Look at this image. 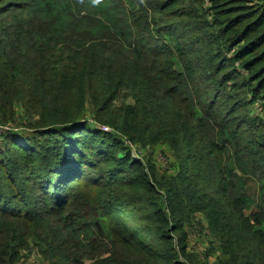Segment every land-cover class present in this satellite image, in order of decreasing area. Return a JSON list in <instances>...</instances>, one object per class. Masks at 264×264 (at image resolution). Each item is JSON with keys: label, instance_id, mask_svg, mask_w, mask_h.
<instances>
[{"label": "trees", "instance_id": "trees-1", "mask_svg": "<svg viewBox=\"0 0 264 264\" xmlns=\"http://www.w3.org/2000/svg\"><path fill=\"white\" fill-rule=\"evenodd\" d=\"M242 2L211 0L209 20L202 0H0V120L18 116L16 103L35 114L33 133L0 135L12 144L0 147V264L32 235L51 264H264V120L234 119L227 105L263 95L264 67H253L264 48L232 68L264 45V34L249 39L264 0L236 13ZM190 75L213 88L193 91ZM241 75L221 98L219 85ZM212 121L204 140L215 184L198 176L191 188L165 186L153 161L124 142L178 141ZM181 147L187 168H198L193 143ZM195 211L209 230L199 263L183 228Z\"/></svg>", "mask_w": 264, "mask_h": 264}, {"label": "rangeland", "instance_id": "rangeland-1", "mask_svg": "<svg viewBox=\"0 0 264 264\" xmlns=\"http://www.w3.org/2000/svg\"><path fill=\"white\" fill-rule=\"evenodd\" d=\"M204 10L206 13V16L209 20L214 19L216 17L212 9L209 8L211 0H202ZM251 7H254L252 4L260 5L263 0H243V4L237 3L238 5L236 8V13L241 11L240 9H249L246 5V3ZM235 8V9H236ZM257 8V7H254ZM257 10V9H256ZM251 11V12H255ZM248 11V10H247ZM261 12V11H260ZM258 13V12H256ZM258 17V16H257ZM260 17V16H259ZM262 17V16H261ZM227 18V16L225 17ZM264 20V19H263ZM244 23V22H243ZM244 26L243 24L241 27ZM264 34V22L261 24L259 29L252 32V34L249 36V39L252 38L254 35H261ZM262 36V35H261ZM247 42V41H246ZM245 43V41H241L235 45V49L242 46ZM264 45L261 47H258L257 49H253V52H247L246 56L243 59L235 60L233 61L232 68H239L244 70L245 68L241 67V61L244 59H248L249 57L262 53ZM222 51L224 53H228V55L234 54V51L232 53H229L227 46H222ZM258 66L264 67V58L257 63L253 68H257ZM230 69V66L227 67ZM246 73V71H244ZM250 72L246 74L245 77H248V81H252L255 85L260 82V79H253L255 76H250ZM242 78L244 76H237L235 80L228 81V83L224 84L221 83L220 91L222 92L221 98L223 97V94L226 93L230 89L231 84L236 83H242ZM263 78V76H261ZM251 79V80H250ZM253 79V80H252ZM233 82V83H231ZM189 83L190 87L193 91H197V93L201 92L202 90H205L207 88H213L211 86V83H204L202 82L201 78H199L197 75H190L189 76ZM239 89H241L242 93H245L247 91L246 88L241 86V84L238 85ZM258 86V85H257ZM62 90V89H61ZM261 92L263 95L257 97V99L254 101L253 104H245V103H236L235 99H231L232 103L227 104L229 107H237L236 112L233 114V118H241L244 116H249L251 118H254V116L261 117L264 120V87ZM225 95V94H224ZM226 96H224L223 100L225 101ZM92 99H89L87 97L86 101V107H88V115L87 117L92 119L91 112L94 109L92 103ZM15 107L18 111V116L16 118H13L8 121L7 123H2L0 120V135H3L4 133L11 132V133H17L20 132L21 134H27V133H33V127L31 126L34 122L35 114H31L29 111L33 108L30 107V105L26 107H21L18 103L15 104ZM16 111V112H17ZM93 121V120H91ZM184 122V120H182ZM217 125L216 122L212 121L206 124H202L199 126L198 130L193 131L190 129L184 136L182 134L177 136V140H172L170 136L171 134L164 135H157V140L154 141L152 144H149L147 146L137 143H131L127 144L131 151L136 154L137 156L144 157L146 159H150L155 164V172L156 176L159 182H161L163 185L168 186L169 184H175L179 181L180 184L186 185L188 188H191L194 186L196 178L198 176H205L208 181H211L215 184V175H213V168L212 165L208 162L209 154L210 152L206 149L205 146V140L204 135L212 136L214 134V126ZM216 127V126H215ZM110 130V129H109ZM156 130V129H154ZM194 132V133H193ZM170 135V136H167ZM262 138H264V134L261 135ZM187 139L189 142L193 143V148L195 152L197 153L198 157H200L201 163L198 168L193 169L187 168V165L190 166V160H187V155L189 154L188 149L184 152L181 147V142ZM177 143V144H175ZM10 146V141H6L4 139H0V147L3 146ZM11 150H14V147L12 146ZM230 164L232 167H235V161L234 157L231 156L230 158ZM193 178H192V177ZM246 191L249 192V194L259 199V191H258V180L255 179L253 176L246 174ZM194 179V180H193ZM4 183H6V180H4ZM10 188V186H9ZM9 188L7 189L6 186L4 188L5 191H9ZM186 194V192L184 191ZM196 200L193 196H187L186 203L192 204ZM192 205L190 208H193ZM207 221L206 217L201 211H195L191 217V220H188L183 228L186 229V235H187V246L188 249L195 254L194 261L204 262L206 260V251H207V233L209 232L207 228ZM107 244L108 250L102 253V256L110 254L109 247L111 246V243L107 240L105 241ZM44 242L41 241L38 237L32 235L29 243L25 247L20 248L19 254L14 258L13 261H11V264H51L52 258L47 253V250H44Z\"/></svg>", "mask_w": 264, "mask_h": 264}, {"label": "built area", "instance_id": "built-area-1", "mask_svg": "<svg viewBox=\"0 0 264 264\" xmlns=\"http://www.w3.org/2000/svg\"><path fill=\"white\" fill-rule=\"evenodd\" d=\"M103 128H104V129H110L109 126H103ZM124 142H125L126 144H130V145H131V143H133L132 141H129L128 138H126V137H124Z\"/></svg>", "mask_w": 264, "mask_h": 264}]
</instances>
